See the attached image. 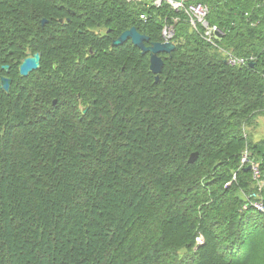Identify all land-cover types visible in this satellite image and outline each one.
I'll use <instances>...</instances> for the list:
<instances>
[{"label":"trees","instance_id":"obj_1","mask_svg":"<svg viewBox=\"0 0 264 264\" xmlns=\"http://www.w3.org/2000/svg\"><path fill=\"white\" fill-rule=\"evenodd\" d=\"M198 2L220 47L182 15L157 81L113 42L133 27L159 42L169 6L0 1V264H264L240 168L249 150L264 175V0ZM35 53L43 71L22 77Z\"/></svg>","mask_w":264,"mask_h":264},{"label":"built area","instance_id":"obj_2","mask_svg":"<svg viewBox=\"0 0 264 264\" xmlns=\"http://www.w3.org/2000/svg\"><path fill=\"white\" fill-rule=\"evenodd\" d=\"M128 3H140L146 4L148 7L161 9L164 6H169L173 11V16L167 17L161 28V40L163 43H175L176 27L181 21L182 15L185 17L190 25V28L200 35V37L208 44L215 47L219 46L223 31L217 26L212 25L209 22L210 9L206 4L198 2V0H127ZM140 19L146 21L148 19L146 13L140 14ZM224 52V51H223ZM227 55V64L231 67L246 66L254 63L253 57L243 58L236 57L235 55L224 52ZM247 137V134H245ZM252 167V173L254 179L257 181L258 190L249 196L248 200H253L250 204L247 202L244 205V209H247L250 205L260 212L264 213V175L261 172V165L259 161L251 158V153L246 150L243 153L241 159V169ZM234 179H236L234 177ZM199 243H203V240L198 239Z\"/></svg>","mask_w":264,"mask_h":264},{"label":"water","instance_id":"obj_3","mask_svg":"<svg viewBox=\"0 0 264 264\" xmlns=\"http://www.w3.org/2000/svg\"><path fill=\"white\" fill-rule=\"evenodd\" d=\"M47 23L46 20H43V25ZM63 23V21H62ZM131 42L133 46L141 51L143 56L148 55L150 60V70L156 75L157 81L160 78V75L163 72L165 61L162 58L163 54L170 55L173 53L177 46L174 43H162V42H153L151 43L150 38L144 34H141L135 27L125 31L113 42L114 47L122 46L127 42ZM151 43V44H149ZM42 54L35 53L33 56L25 58L20 65V74L22 77H28L33 72H36L41 67ZM227 62V61H226ZM251 66L254 67L255 63H251ZM3 69L8 72L9 66H4ZM12 80L10 78H2V88L4 91L8 92L11 88ZM56 102V101H55ZM88 108L84 110L86 113ZM199 154L194 153L189 163L193 164L197 161ZM248 171L252 170V167H247Z\"/></svg>","mask_w":264,"mask_h":264},{"label":"flooded vegetation","instance_id":"obj_4","mask_svg":"<svg viewBox=\"0 0 264 264\" xmlns=\"http://www.w3.org/2000/svg\"><path fill=\"white\" fill-rule=\"evenodd\" d=\"M1 1V0H0ZM68 20H70V19H68ZM48 23V22H47ZM46 23V24H47ZM45 24V25H46ZM45 25H43V26H45ZM42 54V53H41ZM42 67H43V58H42V61H41V67H40V69L38 70V71H40L41 69H42ZM38 71H36V72H38ZM42 71H43V69H42ZM34 73V72H33ZM45 75H47V77H50L51 76V71H49V69L47 68V70L46 71H44V75L43 76H45ZM35 77H36V79H38L39 77H41V73H39V74H36L35 75ZM56 102H57V100H55Z\"/></svg>","mask_w":264,"mask_h":264},{"label":"rangeland","instance_id":"obj_5","mask_svg":"<svg viewBox=\"0 0 264 264\" xmlns=\"http://www.w3.org/2000/svg\"><path fill=\"white\" fill-rule=\"evenodd\" d=\"M262 128L260 127L257 131H260ZM202 239V238H201Z\"/></svg>","mask_w":264,"mask_h":264},{"label":"crops","instance_id":"obj_6","mask_svg":"<svg viewBox=\"0 0 264 264\" xmlns=\"http://www.w3.org/2000/svg\"><path fill=\"white\" fill-rule=\"evenodd\" d=\"M159 42H162V40H160Z\"/></svg>","mask_w":264,"mask_h":264}]
</instances>
